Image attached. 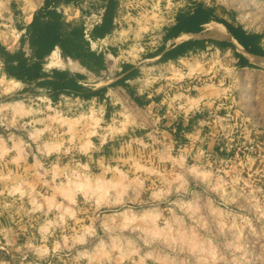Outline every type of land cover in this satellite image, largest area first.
Returning a JSON list of instances; mask_svg holds the SVG:
<instances>
[{
  "label": "rangeland",
  "instance_id": "374dc122",
  "mask_svg": "<svg viewBox=\"0 0 264 264\" xmlns=\"http://www.w3.org/2000/svg\"><path fill=\"white\" fill-rule=\"evenodd\" d=\"M42 2L0 0V47ZM51 2L90 30L109 18L93 43L111 59L80 91L111 90L51 93L0 57V264H264V68L210 38L144 59L199 7L264 51V0Z\"/></svg>",
  "mask_w": 264,
  "mask_h": 264
},
{
  "label": "trees",
  "instance_id": "16d2710c",
  "mask_svg": "<svg viewBox=\"0 0 264 264\" xmlns=\"http://www.w3.org/2000/svg\"><path fill=\"white\" fill-rule=\"evenodd\" d=\"M51 1V0H47ZM44 10V9H43ZM215 20L222 23L228 32L250 53L264 56V51L254 47L252 43L256 36L246 34L239 27H231L222 20L211 15V9L199 7L192 14H188L182 20L167 29L168 36L178 35L180 32H198L203 23ZM109 18H103L101 24L96 25L90 32V37H102L108 32ZM30 55L25 56L20 49L14 53L4 47H0V57L3 59L5 72L14 78L35 81L36 84L47 88L51 93L64 92L81 97H89L94 91H80L81 85L77 84L73 77L66 71L53 70L52 73L43 71V57L47 55L55 45H58L62 56H68L80 61L81 65L90 71L104 68L102 54H96L89 49V43L84 38L83 26H75L69 31L61 28L60 15L54 10H44L33 15V20L27 29ZM197 44L200 40L195 41ZM23 43V40H22ZM188 42H182L177 47L182 48V53L187 51ZM169 54L166 53V55ZM242 57V56H241ZM242 62L249 63L242 57ZM132 72V71H131ZM129 72V73H131ZM128 73V74H129Z\"/></svg>",
  "mask_w": 264,
  "mask_h": 264
},
{
  "label": "crops",
  "instance_id": "0c3cea01",
  "mask_svg": "<svg viewBox=\"0 0 264 264\" xmlns=\"http://www.w3.org/2000/svg\"><path fill=\"white\" fill-rule=\"evenodd\" d=\"M43 9L44 10L54 9L60 15V21H61L62 30L66 31V32L69 31L71 28H73L75 26H77V27L78 26H83L84 38L89 43V49H90V51H93L96 54H102L103 62H104V68H102L100 70H102V71L105 70V67H106L105 62L109 58L106 56V54H105V52H104V50L102 49L101 46L97 47L96 43H93V40H100L104 36H102V37H90V32H91V30L93 29L94 26L90 30L89 28L86 27V25H84L80 21L76 22V21L67 20V18L64 16V14L58 8H56V6H54L51 1H47V0H43V2L38 5V7L32 12V15H31L30 19L23 20L21 18L22 20L21 19L18 20V23H20V24H18L19 26L16 27V30L19 32V36H18L19 47L17 49L13 50V51L5 48L6 50H8L11 53H14L17 50L22 49L24 51V55L25 56H29L30 55L31 51H30V48H29V45H28L27 29H28V26L30 25L31 21L33 20V15H36L39 11H40V13H43V11H44ZM189 32H192V31H189ZM175 36H177V35H175ZM175 36H171V35L168 36L167 35V29H164L162 31V33H161V41H160V43H158V45L152 50V52L150 54H146L144 59L145 60L160 61V60H163V59L172 60V59H175V58H183L181 55H183L185 53H182V50H181L182 48H178L177 47L180 43L176 44L174 42H170V39H172ZM232 37H233V35H232ZM22 40H23V43H22ZM196 40H199V38L191 37V38H188L187 40H185V41H187L189 43L188 46H187V52L188 53H191L192 50L196 49V47H197V43L195 42ZM185 41H183V42H185ZM55 49L58 50V53H59V55L61 56L62 59L70 58L68 56H62L61 50H60L58 45H55L50 52H52ZM50 52L43 57V60H45L47 58V56L50 54ZM168 52H169V54L166 55V53H168ZM72 60H77V59H72ZM77 62H78L79 66L81 68L84 67V66L81 65L79 60H77ZM42 67H43V63H42ZM83 69L84 70H80V69L70 70V69L67 68L66 71H68L69 76L74 78V80L76 81L77 84L82 86V85H85L83 83V80L86 77L85 71H90L86 67H84ZM134 69H135V66L132 64V62H129V61L122 62L120 64V67H119L120 73L118 75H116L115 79L123 78L125 75H127L129 72L133 71ZM42 70L45 71V72L52 73V71H46L45 68H43ZM54 70L65 71V69L63 70V69H58V68H56ZM100 70L98 71V73L97 72H94L95 74L92 73V75L94 77H96V78H94V80H98L99 79V77H97L96 74H99ZM72 71H74V72H72ZM107 83L108 84H105L103 86H95V87L91 88V90L94 91V93H92L87 98L104 100V98L107 97V95L109 94V91L111 90V87L109 86L110 83L109 82H107ZM184 120H189V118L188 119H184ZM184 135H185V137H187V135H189V133H185Z\"/></svg>",
  "mask_w": 264,
  "mask_h": 264
},
{
  "label": "bare ground",
  "instance_id": "6f19581e",
  "mask_svg": "<svg viewBox=\"0 0 264 264\" xmlns=\"http://www.w3.org/2000/svg\"><path fill=\"white\" fill-rule=\"evenodd\" d=\"M32 12L33 11H31L28 14V19L31 18ZM202 26H203V31L195 32V33L194 32H181L177 36L170 39V42L179 44L191 37L210 38V39H214L218 41H227L233 46L234 50H236L238 53L243 55L249 62L255 65H258L259 67L264 68V56L248 52L239 42H237V40L234 39L235 37H232L230 32H228V29H226V27L222 23L215 21V20H209L203 23ZM47 57L49 58L48 66L56 65V66L68 68L70 70H76V69L84 70L83 69L84 67L81 68L79 66L77 60H72L71 58L62 59L59 56L57 49L50 52V54ZM103 82L105 81H100L99 83L97 84L95 83V84L96 86H101Z\"/></svg>",
  "mask_w": 264,
  "mask_h": 264
}]
</instances>
